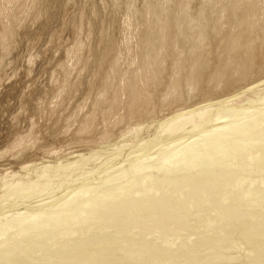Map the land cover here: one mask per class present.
<instances>
[{
  "label": "bare ground",
  "instance_id": "6f19581e",
  "mask_svg": "<svg viewBox=\"0 0 264 264\" xmlns=\"http://www.w3.org/2000/svg\"><path fill=\"white\" fill-rule=\"evenodd\" d=\"M42 1L43 0H0V125H2L1 121L5 117L8 118L6 120H9V117H8V115L7 116L5 115V112L8 110V108L11 107V103L15 104V105L18 104L22 108V110H23L22 112L24 113V115H23V113L21 112V108H19L16 105V107H17L16 109L19 108L20 112L18 110H17L18 111L17 112L16 109L14 108L15 112H17V115L15 116L13 114L14 117L10 116L13 118V120H14L13 122H15L17 119H20V118L22 120V118H23L22 116H25V114L27 116L31 115V116H29V118L32 117L33 115H35V116L39 115V113L41 112V110H40L41 107H43L45 110H47L48 115L47 114L46 115L49 117L48 120L54 121V123H53L54 125L51 124V121L49 124L50 126L48 124H45L48 127H51L50 131H48L47 128H46L47 131L44 130V133H46L47 137H48V139H46V141L50 142V143L46 144V143H44L45 141L41 138L42 133H37V129H36L37 127L34 126V124L37 125V121H36V123L35 122L32 123V121H29V120L26 121L27 119L24 120L25 123H27V125L30 124L29 128L27 127V130H25V131L23 130L25 128H23L22 132L15 133V135L12 137V139H11V136H9L10 140L8 139L6 141L8 143L2 144L4 146H2L0 148V172H3V175H2V173H0V176L1 175L2 176L5 175L4 177H6V175L7 176H9V175L14 176L13 174H15V176H16V174L22 170L25 171V170H28L30 168L32 169L33 167L36 168L37 166H40V165H42V166L44 165L46 167H47V165H49V167H50L51 164H48V162H50L52 160L55 161V164L57 163V167L68 169L73 164L75 165V163H78V165H79V161L81 159H83V162H84V159L86 158L85 152L90 151V149L93 152V154L91 153V156L92 155L98 156V153H102L101 155L107 154L106 158H108V161H112V159L116 158L121 152H123L124 149H126V148L130 149V147H132L133 150H131L129 152L126 150V152H128L126 154L127 155L126 159H131V161H133V159H139L140 160L141 158H139V157H142L143 154L148 152V150L155 148V146H157L158 144L161 145L160 143H162V142H166L168 140H169L168 142H170L172 140H175L174 144H176V140H180L181 138L184 137V135L188 134V136H191L193 133H196L200 130H203V128H205L204 126H206L205 123H207V122L209 123L211 118H214V117L218 118V116H215V114H216L215 112L222 110L226 105H229V104L231 105L233 103L235 105H237L239 103L244 104L245 102H248V104H250L251 100L249 98L251 97V94L253 96L254 95L253 93L260 92V91L264 90V89H261V90L255 89L256 87H258L259 83L262 82L261 85L264 84L263 83L264 82V79H263L264 78V0H138V1L136 0L137 1V3H135L136 8L133 10V14L135 13V15H136L135 17L139 18V20L137 21V28L133 27L134 30L132 29L127 37H125L121 41L119 40L120 42L117 43L116 45L115 44L112 45L113 48H111V50H110V52L112 53V57L110 58L109 68L106 70L105 74H104V71L101 72L102 71L101 70V71L97 72V74L95 73L92 77L90 76L92 72L91 71L87 72V70L89 68V65L87 64V59H88V55L91 54V49H89L90 48L89 45L91 42L94 41L92 39L93 33L90 34L89 31H86L87 29L85 30V32H82V30H80V32H76V31L74 32L73 31L71 33V29H70L71 26L70 25L66 26V25L60 24L61 27L60 28L58 27V31L55 34H56V37H59V38L61 36H65V35L67 36V38H68V41H66L67 47H66V49L63 50V52H58L59 54H58L57 60L55 59L56 55H55V57L53 56L54 58H52V59L56 60L54 63L52 62L53 64L50 63L49 65H47L45 63H47L48 61L44 62L46 59L44 61L41 60L44 62L45 66L47 65L46 67L45 66L44 67L46 68V71L47 70L48 71L46 72V77L43 78L44 79L43 81L41 78V82H40L41 84H38L40 80L36 83L35 79H34L35 81H33L32 78L31 79L29 78V80H27V78L29 77L30 73L34 71V70L32 71L33 64H36L35 63L36 60L40 58V57L37 58L38 54H40V56L42 55L43 58H46L45 53L47 54L48 52H43V50L41 51V49L37 45L39 43L38 38L35 37L36 35L35 36L32 35L31 32L34 28H36L35 26L38 25L37 22L39 19L40 20L44 19V21H45L46 18H52L53 19L55 17L61 18L63 16H64L63 18L65 19L68 16V7H69L68 3L71 4V0H47L48 4L45 6V4L41 3ZM60 1L67 2V3H60ZM79 1H78V3H79ZM131 1H135V0H131ZM124 2H126V1H124ZM76 4H77V2L72 4L73 5L72 7H74L75 10H76V8L79 9L78 7L75 6ZM110 4H111V2H110ZM90 5H92V4H90ZM86 6H85V9H86ZM46 7H48V8H46ZM102 8H103V6H102ZM127 8H128V6H127ZM121 9H122V7H121ZM75 10L73 13L77 16L79 10L78 11H75ZM94 10L96 11V9H94ZM99 10H100V8H99ZM122 10H124V7ZM84 11H85L84 7H82V10L80 12L83 13ZM85 13H86V11H85ZM93 13L95 14V12H93ZM118 13H119V11H118ZM95 15L94 16L92 15L93 18L95 17L94 20L97 18V15L96 16ZM125 15H126V13H125ZM124 19H126V18H124ZM47 21H49V19ZM58 22H59V20H58ZM90 22H92V21H90ZM96 22H98V21H95V23ZM101 22H103V21H101ZM104 22H105V20H104ZM39 24H42V23L39 22ZM43 24H45V23H43ZM50 24H52V23H50ZM92 24H91V26H92ZM110 24H111V22H110ZM76 25H77V23H76ZM106 25H107V23H106ZM108 25H109V23H108ZM41 26H39V27H41ZM42 27H44V26H42ZM46 28H47V26H46ZM98 28H99V26H98ZM93 29H94V27H93ZM42 31H43V29H42ZM93 31H96V30H93ZM96 32H99V31L97 30ZM108 32H109V30H108ZM33 33H34V31H33ZM55 34H53V35H55ZM121 35H122V33H121ZM49 36H51V33ZM96 36H97V34H96ZM25 38H27V40L25 41V43L23 45H22V41H21V44L17 43V41H18L17 39L24 40ZM33 38H35L33 41H29L30 39H33ZM108 39H109V37H108ZM62 45H63V43H62ZM101 45H102V43H101ZM103 45H102V47H103ZM36 46H38V47H36ZM53 46L55 47V45H53ZM20 47L23 48V51H22V49H20V51H22V53H18V55H17L16 53L19 52ZM35 48L40 49V51H35L36 50ZM100 48H101V46H100ZM62 49H63V47H62ZM35 52H37V53H35ZM99 58H101V57H99ZM40 59H42V58H40ZM40 59L38 60V64H39ZM47 59H48V57H47ZM96 60H97V58H96ZM122 60H126V61L122 62ZM94 61H95V59H94ZM92 62H93V60H92ZM101 65H103V64H101ZM34 66H36V65H34ZM16 67L20 71L18 75L13 73V71L16 70ZM38 67H39V65H38ZM103 67H104V65H103ZM77 68H78V70H77ZM104 69H106V68H104ZM39 70H41V66H40ZM42 70L40 71L41 72L40 74H42V72H43ZM73 70H76L74 72V74H73ZM206 72L207 73L210 72V74H209L210 78L207 79L208 81H206L207 82L206 83V93L203 96V95H200V93H201L200 84H201L202 79H204L206 77ZM44 73H45V70H44ZM36 75H37V73H36ZM44 75H43V77H44ZM40 76L42 77V75H40ZM99 76H101V79L96 81V79ZM33 78H35V77H33ZM260 79H263V80H260ZM29 81H30V83H29ZM98 82H100V83L102 82V83L97 85L96 87H94V85H96V83H98ZM163 82H166V85H165L166 90L163 93V95L159 98V103L156 102V104H155L156 95L154 92L162 85ZM229 86L230 87L235 86V87H233L234 89H232L230 91H226L227 89H230ZM95 88H96V90H95ZM63 94L68 96L70 99H72L73 97L75 99L74 103L71 102L73 105H71L72 108L70 110L66 111L65 108L67 107V105H66V107H62L63 106L62 105L63 104L62 103ZM158 94H159V92H158ZM243 94L246 95V97ZM65 95H64V98H65ZM8 96H10L14 99L13 101H11V103H10V99L6 100V98ZM198 98H201V99L199 101H196V100H198ZM258 100H264V91L262 92V94H260V97ZM52 103H54V104L52 105ZM39 106H41V107H39ZM253 107H255V106H253ZM239 108H242V106L241 107L239 106ZM253 109H255V108H253ZM60 111H62L61 114H60ZM254 111L256 112V110H254ZM258 111H260V110H258ZM42 112H44V111H42ZM47 112H45V113H47ZM234 112L236 113V111H234ZM159 113H163L164 116L159 117V119L160 118H163V119L160 122H158L156 127H152V123L154 121H156L154 119L156 118V115ZM56 114H58V116ZM245 114L246 113H244V115ZM256 114L258 115L259 113H256ZM222 115H223V112L221 111L220 117H222ZM231 115H233V113ZM40 116L41 115H39V117ZM212 116H214V117H212ZM234 116L229 115V118L234 117ZM37 117L38 116H36V118ZM12 118H10V119H12ZM24 118H26V117H24ZM36 118H35V120H37ZM56 118L59 121H56L55 120ZM236 118H238V117H236ZM33 119H34V116H33ZM41 119H43V116ZM223 119H225V118H223ZM38 120H39V118H38ZM213 120H215V118ZM234 120L236 121V119H234ZM246 120H247V118L241 122H245ZM3 121H5V119ZM29 122H31V123H29ZM40 122H41V120H40ZM43 122L45 123V118H44ZM211 122L212 121H210V123ZM16 123H14V124H16ZM19 123H21V122H19ZM214 123L217 124V121ZM7 124H5V125H7ZM14 124L12 123L13 127L11 125H10V127L14 128L16 126V125L14 126ZM250 124H251V126H250ZM21 125H23V124H21ZM40 125H42V122ZM40 125H39V128H40ZM45 125L44 126L42 125V127H45ZM237 125H235V126H237ZM248 125L250 127L246 128ZM2 126H4V124ZM257 126H259V125L256 124V122L252 123V121L250 120L249 123L248 122L245 123L243 126L236 128L234 131L232 129H230V131L228 130L229 132L224 130V129H223L224 132L221 130L222 133H224V134L222 135V137H220V136L219 137L220 138L226 137V139L228 140L227 144L229 146L235 145L234 148H237V147L240 148L238 153L241 154V160L242 159L250 160V158H253V154H254V151L251 150L252 148L250 149L249 146L244 145V143L240 144V143H237L236 141H234V143H233L232 139H236V136H238L239 138L247 136L248 132L251 131L250 129H252V128L255 129V127H257ZM4 127H1V128H4ZM18 127L16 130L19 131ZM208 127H210V126H208ZM12 128L11 129L9 128V130H12V132H16L15 130L13 131ZM259 128H262V127L259 126ZM225 129H228V128H225ZM0 130H2V129H0ZM139 130H141V131L147 130L149 133L151 132V130L152 131L154 130V131L150 135H147V133H148L147 131L145 134H141L139 137H138V135H136L138 140L133 141V139L136 138L135 134H137L139 132ZM3 131L5 132V130H3ZM5 133L7 134V132H5ZM205 133H207V132H205ZM205 133H204V135H205ZM11 134H14V133H11ZM3 136H6V135H3ZM6 137H3V138L6 140ZM47 137H45V138H47ZM185 137H187V136H185ZM3 140H2V142H3ZM115 140H117V141L114 142ZM56 143H59V144L61 143V144L59 147L57 146V148H55L56 146L54 144H56ZM170 143L172 144V142H170ZM117 144L118 145L121 144V145L117 147ZM174 144H173V146H174ZM110 145L111 146L115 145V149L114 150L110 149L111 151L108 152ZM207 145H205L204 148ZM250 145H252L253 148H256L259 146L264 147V143L262 144V143H259L257 141L255 143H251ZM179 146H180V144H179ZM225 146H226V144H225ZM225 146H224V148H225ZM175 147H177V146H175ZM210 147H211V149H213V148H216L217 146H216V144H211ZM220 147H221V145H220ZM71 148H76V150H77V152L73 151L74 156L72 155L73 158H75V159L70 158V156H69ZM162 149H165V148L164 147L161 148V151H162ZM258 150H259V148H258ZM214 151L216 152V154L220 153V155H218V156H221L223 153L222 151H226V149L223 150V146H222L221 149H215ZM259 151H256V152H259ZM158 152L159 151H157V154H158ZM261 153L262 154H261V158L259 159V163L261 164V167L264 169V150H262ZM133 154H135V155L133 156ZM123 155H125V154H123ZM256 155H257V153L254 156L256 157ZM87 156H89V155L87 154ZM130 156L131 157L133 156V157L131 158ZM149 158L153 159L151 157H149ZM87 159H88V157H87ZM95 159H96V157H95ZM93 160H92V162H93ZM141 160L139 162H141ZM131 161H129V162L131 163ZM105 162H106V160H105ZM99 163H101V162H99ZM103 163H104V161H103ZM241 163H242V161H241ZM85 164H83V165H85ZM93 164L96 165V163H93ZM229 164H232V163L230 162ZM5 165H7V166L10 165V167H5ZM13 165H16V166L18 165L16 170L14 168H13L14 170L11 169V166H13ZM16 166H13V167H16ZM51 167L53 168V166H51ZM76 167H78V166H76ZM119 167L122 168L121 165ZM261 167H260V169H261ZM97 168H98V166H97ZM39 169H41V168H39ZM57 169H56V171L59 170V169L58 170ZM33 170H35L33 172H36L37 168L33 169ZM62 171H63V169H62ZM68 171H69V169H68ZM92 171H94V170H92ZM92 171H90L89 173H91ZM70 172H71V169H70ZM78 172H79V175L77 174L76 176H79V177H76L75 175H73V176H75V178L73 180L81 178V176H80L81 172L77 170V173ZM108 172L110 174L111 171H108ZM116 172H117V170H116ZM61 173H64V172H61ZM74 173H75V171H74ZM18 176L21 178V176L19 174H18ZM18 176H16V177H18ZM16 177H14V178H16ZM65 177H67V175H65ZM70 177H71V175H70ZM14 178H13V181H11L10 183L14 182ZM68 178L69 177H67V179ZM256 178H257V176H256ZM104 179H105V177H104ZM107 179H109V178H107ZM152 179H154V178L152 177V178L148 179L146 176H142L140 178V180H141L140 182H133V181H132V183L128 182V185H126V186H128L126 188L127 190L125 189L122 194H120L121 192L120 193L118 192L121 189V187L119 185H117V184L109 185L108 190L104 191L107 193L106 197H99V196L96 197L97 194L100 195V192H98V193L96 192V191H98L97 187L94 188L93 187L94 185L90 186L91 185L90 184L89 186H87V185H84L85 183H83V185L81 186L82 188L80 186L78 187V189H79L78 191L83 192V191L87 190V192L85 194L88 196V197L86 196V198H87L86 202H90L93 205L91 206L90 204L86 203V204L90 205L91 208H89L88 211H86L84 209L85 212L78 207H77V209H78L77 212H76V210H74V212L77 214L79 212L81 213V218H80L79 223L80 224L81 223L82 224H87V223L88 224L89 223L94 224L96 228L100 229V230H98V229L97 230L101 232L102 230H104V228L102 229L101 227H107V226H105L107 224L106 222H109L105 217L109 215V209H111L110 208L111 206H113V205L115 207L118 206V208H120L119 209L120 211H121V209L123 211H127L128 209L131 208L132 205L135 204V207L137 209V206H139V205L137 204V206H136V203L142 202V201H150L149 199H150L151 195H155V197H156V195L157 196L159 195V199L156 203V208H158V209L159 208H161V209L162 208H169L170 211H172V210L175 211V209L180 210V208L177 207L176 202H174V201L178 200V197H177V199H176V197H169V195H167L165 192H161L157 189L158 185H160V187H162L161 186L162 184L169 183L170 182L169 179L167 177H163L160 179L156 178V182H152ZM186 179L188 181L191 180L190 177H187ZM245 179L246 178H240L239 175L236 174L230 180V184H225V185L232 187L234 183L237 185L240 182H245L246 181ZM63 180H61V181L63 182ZM262 181H263V179H262ZM16 182H17V180H16ZM16 182H14V183H16ZM92 182H94V181H92ZM171 182H172V180H171ZM176 182H178V181H176ZM10 183H9L10 187L11 186L15 187V185H12V184L10 185ZM57 184H58V182H57ZM37 185H38V182H37ZM183 185H181V186H183ZM237 186H239V185H237ZM44 187H46V186H44ZM160 187H158V188H160ZM176 187L179 188L180 186L176 185ZM7 188H9V187L7 186ZM28 188H27V190H28ZM46 188H48V187H46ZM92 188H94V190H96L95 191L96 193H94V194L89 193L90 192L89 190H92ZM226 188L224 187V189H226ZM13 189H16V188H13ZM24 189H26V188H24ZM34 189H35V187H34ZM36 189H37V187H36ZM134 190H135V193H134ZM9 191H10V189H9ZM143 191L145 193H142ZM73 192L76 193V189ZM220 192H222V193L224 192V194H225L226 191H223V190L220 191V189H219V190H217L216 193L221 194ZM10 193H8V195H12ZM18 193H19V190H18ZM133 193L134 194L139 193V194L133 195ZM227 193H226V196H227ZM247 193H248V191H247ZM63 194H64V192H63ZM211 194H214V193L211 192ZM231 194H232V192H231ZM249 194L250 193H248L247 195L245 194L246 197ZM145 195H147V196H145ZM68 196H69V194H68ZM71 196H72V194H71ZM212 196L213 195H211V197ZM217 196L218 197L220 196V198L221 197L224 198L223 194L217 195ZM250 196H251V194L248 197H250ZM256 196H257V199H261L264 201V190H257ZM228 197H230V196H228ZM228 197H225L224 199H222L223 202H226L227 200L225 201V199ZM9 198H11V196H9L8 199ZM19 198L20 197H18V199ZM113 198H115V199H113ZM209 198H207V201ZM252 199H251V201H252ZM64 200L63 201L61 200V201L64 203L67 199L65 201ZM46 201H47V199H46ZM195 201L196 200H194V203H196ZM257 201L260 202L259 200H257ZM80 202H83V201H80ZM58 203H59V205H62V204H60L61 202L58 201ZM146 204H148V203H146ZM35 205L37 206V203ZM57 205L55 206V208H53V207L52 208L56 209V207H59ZM151 205H152V203H151ZM151 205L149 203V205H147V206H149V208H150ZM242 205L246 207V210H244L245 213L243 214V216L240 217L237 215V216H235V218H232V220H229V221L227 220V222H225V224L222 226L224 229L222 227H221V229L220 228L216 229L215 224H217V222H219L220 219H222L224 217L223 215H225L227 213L230 214V211H232L234 208L233 206H232V210H229L227 205L220 206L219 210H218L219 212L213 213V215H212V217H216V220H214L211 217V215H210L211 218L208 217L206 211H204V214H201V215L199 214V216H201L199 224L196 226L194 223H192L193 225H190V227H192V229H194V230L195 229L198 230L199 227H201L203 229H207V226H209V228L212 227L214 230H218L219 237L217 236L218 237L217 239L213 238V235H215V234L211 233V231H213V229L208 230L207 232L205 230L201 229L200 231H204V232H201V233L198 232V234H196L197 236L195 235V237H197V238L194 237L190 241L193 243L192 245H195L196 243L198 244L199 241L201 242V244H203V245L200 244L201 246L212 243L214 246L213 248H215V245L219 246L220 244L223 247L222 243H226V244L229 243L231 245L233 243H235V245L236 244L237 245L242 244V245L246 246V248L249 249L248 252H251V253L253 252L252 254L256 253L257 256L263 257L264 256V232L263 231L255 232L254 231V228H255L254 221L256 219H258V216H260L262 213L264 215V205H262L259 209H257V208L255 209L253 207V205L255 206V204H252V203H245L244 202V204H242ZM258 205H260V204H258ZM70 206L71 205H69V207ZM73 207H74V205H73ZM112 208H114V207H112ZM40 209H42V208H40ZM53 209H52V211H53ZM145 209H146V207H145ZM256 210H259V211H256ZM30 211H32V210H30ZM42 211L43 210H41V213H42ZM123 211H121V212H123ZM138 211H139V209H138ZM170 211L168 212L169 214L171 213ZM236 211H238V210H236ZM72 212L70 213L71 215H72ZM128 212H129V210H128ZM176 212L178 213L179 211H176ZM224 212H227V213L223 214ZM27 215H28V213H27ZM45 215H46V213H45ZM67 215H68V213H67ZM102 215H104V217ZM68 217H66V218H68ZM70 217L72 218L75 216H70ZM130 218H132V216ZM224 218L222 220H224ZM140 219H142V218H140ZM227 219H229V218L227 217ZM78 220H79V218H78ZM75 221H77V220H75ZM130 221H133V220H130ZM135 221H136V219H135ZM158 221H157V223H158ZM176 221H177V219H176ZM154 222L156 223V221H153V224H154ZM161 222H162V220H161ZM161 222L159 221V223H161ZM23 223H25V222H23ZM72 223L74 224L76 222L73 221ZM157 223H156V226H158ZM175 223L176 222H174V224ZM180 223L182 224V222H180ZM26 224L28 225V222ZM108 224L111 226L110 222ZM138 224H139V222H138ZM76 225H78V224H76ZM227 225L229 226L230 230H228L229 228L228 229L226 228ZM117 226H119V224H116L114 227L117 228ZM162 226L163 227L167 226V223H166V225L164 224ZM8 227H9V225H8ZM63 227L65 229V226H63ZM132 227L134 228V225ZM66 228H67V226H66ZM153 228H155V226ZM164 228L167 230V227H164ZM164 228H163L162 232L165 230ZM156 229H158V227H156ZM179 230H180V228H179ZM232 230L235 231V233H237L238 231H241V230L248 231V232L241 233V234H239V236L232 238L230 236V234H231L230 232ZM62 231L64 232V230H62ZM90 231L93 232L92 230H90ZM108 231H110V230H108ZM102 232H105V231H102ZM116 232H112V233L110 232L111 235L105 236L103 238V241L113 239L114 236H112V235L115 234ZM177 232L179 233V231H177ZM86 233L87 232H85V235L84 234H81V235L86 236L87 235ZM134 233H136V231ZM175 233H176V231H175ZM175 233H174V235H175ZM178 233H176V234H178ZM70 234H71V232H70ZM166 234H168V233H166ZM190 234H192V233H190ZM66 235H67V233H66ZM88 235H89V232H88ZM70 237H73V236H70ZM74 237H75V234H74ZM121 237H123V235ZM141 237H142L141 233H139V232H137L134 235L131 234V236H129V238L126 237L127 239H126V242L123 246L126 247L127 249L125 251H122L119 257H114L113 255L111 256L110 252L105 251L104 253H99L100 257H102V258H94V256L92 254H97V252L95 250L96 249L95 243H94L95 239L90 238V237H88L86 239L87 243L84 245H76L75 242H73V240L71 238H70L71 239L70 241H67L68 244L65 246L62 245L63 242L62 243L56 242V245H53V243H51V245L55 246L54 249L56 251H64L65 255H68L69 257L73 256V258H75V259L69 260L72 264H160L156 260L152 261L153 260L152 258H149L150 260L148 259V262H145V259H141L138 257L139 253L142 255L148 254L149 256L156 254L155 251H152L153 246L151 248V251H149V250L148 251L147 250L142 251L141 249L139 250V251H141L139 253L134 252L135 250L132 251L134 248H136V246L135 247H132V246L138 240H140ZM180 237H182V236H180ZM10 238H12V237H10ZM178 238L179 237H177L176 239H178ZM184 238H185V239H183L184 242L179 241V242H181L182 247L186 246V244L189 242L188 238H191V236L188 238L186 236ZM78 239H79V236H78ZM11 241H13V240L11 239L10 242ZM175 241L177 242V240H175ZM185 241H187V242H185ZM45 242L48 243L49 241H45ZM155 242H156V240H155ZM15 244H16V242H15ZM172 244H174V242ZM229 244L227 246L230 247ZM1 245L2 244H0V257H2V255H4L6 253V252L2 251ZM5 245H4V247H5ZM41 245H44V244H41ZM235 245H232L231 247L233 248V246L235 247ZM187 246L189 247V245H187ZM225 246H224V248H225ZM197 247L198 246H196V249H197ZM211 247H209V249ZM229 247H227V248H229ZM119 248H121V246ZM203 248L205 249V248H207V246L201 247V249H203ZM227 248H225V249H227ZM196 249H195V251H196ZM201 249L198 247V250L201 251ZM204 249H203V251H204ZM209 249H208V251H209ZM217 249H218V247H217ZM178 250H179V252H178ZM181 250L185 251L184 248H181ZM214 251H215V249H214ZM180 252L182 253V251H180V249H177V250L175 249V252H173L174 253L173 255L175 256V253H180ZM184 253L182 254V256L184 255ZM188 253H190V252H188ZM188 253H187V256H188ZM251 253H249L250 256H251ZM7 255H6V257H9V255L8 256ZM177 255L178 254H176V256ZM180 255H178L177 258H180ZM232 255H233V257H232L233 260H235L234 257H236V256H234V254H232ZM41 256H43V255L40 254V257ZM139 256H141V255H139ZM216 256H218V255H216ZM62 257H64V256H62ZM187 259L189 260V258H187ZM229 259H231V257L228 258V260ZM164 261H166V260H164ZM185 261H186V259H185ZM204 261H205V259H204ZM240 261H242V258ZM249 261L251 263H255V262L260 261V263L264 264V258L262 260H258L257 258H251ZM245 262H246V260H245ZM166 263H168V262H166ZM239 263H241V262H239ZM260 263L258 262V264H260ZM25 264H27V263H25ZM67 264H69V263H67ZM174 264H190V261L189 262L188 261H186V262L182 261L181 262V258H180V262H177V263L174 262ZM192 264H194V263H192ZM201 264H223V263H222L221 259H211V261L206 260V262H203Z\"/></svg>",
  "mask_w": 264,
  "mask_h": 264
},
{
  "label": "rangeland",
  "instance_id": "374dc122",
  "mask_svg": "<svg viewBox=\"0 0 264 264\" xmlns=\"http://www.w3.org/2000/svg\"><path fill=\"white\" fill-rule=\"evenodd\" d=\"M46 1L43 0L41 3L45 4V6H46L48 4V1L47 2ZM78 1L79 0H71V4L68 3V6H69L68 7V16L66 17L67 19L65 18L66 20L63 18L64 16L61 17V18L60 17H55L53 19L52 18H46L45 21H44V19H41V20L39 19L38 20V22H37L38 25L39 26L42 25L44 27H42V26L39 27L38 25L35 26L36 28H34L32 30L31 34L34 35V36L36 35L35 37L38 38L39 43L37 45L39 46V48L41 49V51L43 50V52H48V53L47 54L45 53L46 56L44 55L46 58H43L42 55L40 56V54H38V57L37 58L40 57L42 59L39 58L40 59L39 64H38V60L39 59L36 60V62H35L36 64H33L32 71L33 70L34 71L30 73V75L27 78V80H29V78L30 79L32 78L33 81L36 80V83L40 80L38 84H41L40 83L41 82V78H42V81H43L44 80L43 78L46 77V72L48 71V70L46 71V68L45 67L47 65H49L50 63H52V62L54 63L58 59V54H59L58 52H63V50L66 49V47H67L66 41H68L67 36L65 35V36H61L59 38V37H56V34H55L58 31V27L60 28L61 25H66V26H69L70 25L71 26L70 27L71 33L73 31L74 32L75 31L76 32H80V30H82V32H85L86 29H87L86 31H89L90 34L93 33L92 34V39L94 41L91 42L90 45H89L90 46L89 49H91V54L88 55V59H87V64L89 65V68H88L87 72L88 71L89 72L90 71L92 72L91 75H90L91 77L95 73L97 74V72H99L101 70H102L101 72L104 71V74H105L106 70L109 68L110 58L112 57V53L110 52L111 48H113L112 45H114V44L116 45L121 40H123L125 37H127L129 35L130 31L133 29V27L134 28H137V21L139 20V18L138 17H135L136 15H135V13L133 14V10L136 8L135 3H137L138 0L137 1L136 0L135 1H131V0H82L81 1L80 0L79 3H78ZM124 1H126V2H124ZM75 2H77V4L75 6L78 7L79 9L76 8V10H75L74 7H72L73 6L72 4L75 3ZM110 2H111V4H110ZM60 3H67V2L60 1ZM90 4H92V5H90ZM81 6L84 7V10L86 11V13H85V11L83 13L80 12L82 10V7ZM85 6H86V9H85ZM102 6H103V8H102ZM127 6H128V8H127ZM121 7H122V9L124 7V10H122ZM46 8H48V7H46ZM99 8H100V10H99ZM94 9H96V11ZM74 10L75 11H78L79 10L77 16L73 13ZM118 11H119V13H118ZM93 12H95V14L97 15V18L95 20H94L95 17L93 18V16L95 15ZM125 13H126V15H125ZM124 18H126V19H124ZM48 19H49V21H47ZM58 20H59V22H58ZM104 20H105V22H104ZM90 21H92V22H90ZM95 21H98V22L95 23ZM101 21H103V22H101ZM39 22H41L42 24H39ZM110 22H111V24H110ZM43 23H45V24H43ZM50 23H52V24H50ZM76 23H77V25H76ZM106 23H107V25H106ZM108 23H109V25H108ZM91 24H92V26H91ZM46 26H47V28H46ZM98 26H99V28H98ZM93 27H94V29H93ZM41 28L43 29V31H42ZM93 30H96V31L98 30L99 32H96V31H93ZM108 30H109L110 33L108 32ZM33 31H34V33H33ZM50 33H51V36H49ZM121 33H122L123 36L121 35ZM53 34H55V35H53ZM96 34H97V36H96ZM108 37H109V39H108ZM34 39L35 38L30 39L29 41H33ZM17 40H18L17 41L18 44H21V41H22V45H23L25 43V41L27 40V38H25L24 40H20V39H17ZM62 43H63V45H62ZM101 43H102V45L104 44L103 47H102ZM53 45H55V47ZM38 46H36V47H38ZM100 46H101V48H100ZM62 47H63V49H62ZM20 49H22V51H23V48L20 47L19 48V52L16 53L17 55H18V53H22V51H20ZM40 49H36L35 51H40ZM35 53H37V52H35ZM55 55H56V57H55ZM53 56L55 57L56 60L55 59H52V58H54ZM47 57H48V59H47ZM99 57H101L102 59L99 58ZM96 58H97V60H96ZM94 59H95V61H94ZM41 60H43V61L45 60L44 62H47L48 61L47 63H45L47 65L45 66L44 65V62L41 61ZM92 60H93V62H92ZM123 61L125 62L126 60H122V62ZM101 64H103L104 67ZM34 65H36V66H34ZM38 65H39V67H38ZM40 66H41V70L44 68L42 70L43 71L42 74H40L41 73L40 72L41 70H39L40 69ZM104 68H106V69H104ZM16 70L13 71V73L18 75L20 71H19V69L17 67H16ZM44 70H45V73H44ZM77 70H78V68H77ZM75 71L76 70H73V74H74ZM35 72L37 73V75H36ZM38 73L40 75H42V77ZM209 74H210V72L209 73L206 72V77L204 79H202V81H201V84H200L201 93H200V95H203L204 96L205 93H206V83H207L206 81H208L207 79L210 78V75ZM43 75H44V77H43ZM33 77H35V78H33ZM100 79H101V76H99L96 79V81H98ZM263 79H260V80H263ZM29 83H30V81H29ZM101 83L100 82L96 83V85H94V87H96L97 85H99ZM261 84H262V82L259 83L258 87H256L255 89H257V90L258 89L259 90L264 89V84L263 85H261ZM162 85L154 92L155 95H156V97H155V104H156V102L159 103V98L163 95V93L166 90V88H165L166 82H163ZM233 87H235V86H231V87L229 86L230 89H227L226 91H230V90L234 89ZM95 90H96V88H95ZM263 91L264 90H262L260 92L253 93L254 94L253 95L254 97L251 94V97L249 98L251 100V103L250 104H248V102H245L244 104L243 103H239V104L235 105L233 103L231 105L230 104L229 105H226L222 110L215 112L216 113L215 116H218V118L212 116V117L215 118V120H213L214 118H211L210 121H212V122L210 123V121H209L210 124L208 122L205 123L206 126H204L205 128H203V130H200V131H198L196 133H193L191 136H188V134L184 135L183 138H181V139L179 138L180 140H176V144H174L175 143V140L170 141V142H172V144L170 142H168L169 140L166 141V142L160 143L161 145L158 144L157 145L158 147L155 146V148L151 149L152 151L151 150H148V152H146L145 154H143L142 157H139V158L142 159V160L140 159L141 162H139L140 161L139 159H133V161H131V159H126V156H127L126 154L129 151L133 150L132 147H130V149H127V148L124 149L123 152L120 153L121 155L119 154L116 158L112 159V161H108V158H106L107 157V154H103L104 155L103 156V155H101L102 153H98V156L97 155H92L91 156V153L93 154V152L90 149V151L85 152L86 158L84 159V162H83V159H81L79 161V165L80 164L81 165L79 166L78 163H75V165L78 166V167H76L73 164L71 167L68 168L69 171H68L67 168H59V167H57V163L55 164V161L52 160V161L48 162V164H51L50 167H49V165H47V167L44 166V165L43 166L42 165L37 166L36 167L37 168L36 172H33V171H35L33 169H36L35 167H33L32 169L30 168L28 170H25V171L22 170V171L18 172L16 174V176H18V174H19L21 176V178L19 176L16 177L15 174H13L14 176H11V175L7 176L6 175V177H4L5 175L2 176L3 175V172H0V173H2V175L0 176V201H1L0 202V233L2 234V235L0 234V244H2L1 245L2 251L6 252L4 255H2V257H0V264H6V263L7 264H12V263L13 264H25V263H27V264H67V263L72 264L69 260L70 259H75V258H73V256H70L69 257L68 255H65L64 254V251H56L54 249L55 246H53V245H56V242L57 243L58 242H60V243L63 242L62 245L65 246V245L68 244L67 241H70L71 239L73 240V242H75L76 245H84V244L87 243L86 242V239L88 237L95 239L94 240V243H95V247H96L95 250H96L97 254H92L94 256V258H102V257H100L99 253H104L105 251L110 252L111 256L113 255L114 257H119L120 254H121V252L122 251H125L127 249L126 247L123 246L125 244V242H126V239L129 238V236H131V234L134 235L137 232L141 233V236L142 237L140 238V240H138L132 246V247H135L136 246L137 249L134 248L133 250L132 249L131 250L132 251L135 250L134 252H137V253L141 252V251H139L140 249L142 251H146V250L147 251L148 250L151 251V248L153 246L152 251H155V253H156V254H153L152 256H149L148 254L142 255V254L139 253V255H141V256L138 255V257L141 258V259H145V262H148V259L149 258H152L153 259L152 261H155L156 260L160 264H169V263L170 264H174V262H176V263L177 262H180V258H181V262L182 261H184V262H186V261L189 262L190 261V264H192V263H194V264H201L203 262H206V260H210L211 261V259H221L223 264H247V263L248 264L249 263L250 264H258V262L260 263V261L255 262V263H251L249 260L251 258H257L258 260H262L264 258V256L263 257L262 256H257L256 253L252 254L253 252L252 253L251 252H248L249 249L246 248V246H244L242 244H238V245L236 244L235 245V243H233L232 245H235V247L233 246V248H232L231 247L232 246L231 244H229V243H227V244L226 243H222L223 244V247L220 244L219 245L220 247L217 246V245H215V248H213L214 247L213 244L211 243L212 244L211 245L209 243L212 247L209 244L204 245V246H207L208 249H209V247H211V248L209 249V251H208L207 248H205V249L203 248L204 249V251H203V249H201V247H204V246H201L203 244H201V242L199 241V243L198 244L196 243L195 245L198 246L201 249V251L198 250V247L196 249V246L195 245H192L193 243L190 242V241L195 237L196 234H198V232H200V233L201 232H204V231H200L201 229L202 230H205L207 232L208 230H212L213 228L212 227L209 228V226H207V229H203V228L199 227L198 230L197 229L194 230V229H192V227H190V225H193L192 223H194L197 226L199 224V221H200V218H201V216H199V214L200 215L201 214H204V211H206L208 217H210V215L212 217L213 213L219 212L218 210H219V207L220 206L227 205V207L229 208V210H232V206H233L234 208H233L232 211H230V214H228L227 212H224L223 214L227 213V214L223 215L225 217V218L223 217L224 220H222L223 219L222 218V219H220L219 222H217V224H215L216 229H219V228L221 229V227L225 224V222H227V220L228 221L229 220H232V218H235V216H237V215L240 216V217L243 216V214L245 213L244 210H246V207L242 205V204H244V202L245 203L255 204V206L253 205V207L255 209L256 208L259 209L262 205H264V201L261 200V199H257V196H256L257 190H264V169L261 167V164L259 163V159L261 158V154H262L261 152H262V150H264V147L259 146V147L253 148L252 145H250L251 143H255L256 141L259 142V143H262V144L264 143V129H263L264 128V123H263L264 122V102H263L264 100H258L259 97H260V94H262ZM158 92H159V94H158ZM64 95L65 94H63V97H62L63 98L62 99L63 100L62 101V103H63L62 104L63 105L62 107H66V105H67V107L65 108L66 111H67V110H70L72 108L71 105H73L72 103H74L75 99H74V97L72 99H70L66 95H65V98H64ZM244 96L246 97V95H244ZM9 99H10V103H11V101L14 100L12 97L8 96L6 98V100H9ZM200 99L201 98H198V100H196V101H199ZM53 104L54 103H52V105ZM16 105L19 108H21L18 104H16ZM16 105L11 103V107H10L11 109L8 108V110L5 112V115L6 116L8 115L9 120H6L8 118L5 117L4 118L5 121H3L4 119L1 121L2 122L1 124L2 125L4 124L5 127L2 126V125H0V129H2V130H0V135H1L0 138L2 137L1 139L3 140L4 139L3 137H6V136L7 137H6V140L5 139L3 140V142L0 139V148L2 146H4L2 144L8 143L6 141L8 139L10 140V137L9 136H11V139H12V137L15 135V133H20L23 130L24 131L27 130V127L29 128V125L30 124L27 125V123H25V121H24L26 119H27L26 121L29 120V121H32V123L33 122L36 123V121H37V125L38 126L36 124H34V126L37 127L36 128L37 129V133H42V137L41 138L45 141L44 143H46V144L47 143H50V142H47L46 141V139H48V137H47V134L44 133V130H46V128H47L48 131H50V128L51 127H48L45 124H48L49 125L50 124V121H51V124H53L54 121L53 120H48L49 117L47 116L48 115L47 110H45L43 107L39 106V107H41L40 108L41 112L39 113V115H41L40 117H39V115H36V116H38L36 118V116L33 115L34 116V119H33V116L29 118V116H31V115H28L27 116L25 114V116H22L23 117L22 120L20 118V119H17L15 122H13L14 120H13L12 117H14V115L16 116L18 111L20 112L19 108L16 109L17 108ZM239 106L240 107L242 106V108H239ZM253 106H255V107H253ZM14 108L16 109V111L17 110L18 111L15 112ZM253 108H255V109H253ZM254 110H256V112ZM258 110H260V111H258ZM22 111L23 110L21 108V112ZM42 111H44V112H42ZM62 111H60V114L62 113ZM221 111L223 112L222 117H220L221 116ZM234 111H236V113ZM45 112H47V113H45ZM232 113H233V115H231ZM244 113H246V114L244 115ZM256 113H259V114L257 115ZM159 114L156 115V118L158 120L156 118L154 119L156 121H154L152 123V127H156L157 124H158V122H160L163 119V118H160L159 119V117L164 116L163 113H159ZM23 115H24V113H23ZM56 115L58 116V114H56ZM229 115L230 116H234L235 115V116L234 117H231L232 118L231 119V118H229ZM10 116H12V117H10ZM42 116H43V119H41ZM24 117H26V118H24ZM236 117H238L239 119L236 118ZM10 118H12V119H10ZM35 118L37 120H35ZM38 118H39V120H38ZM44 118H45V123L43 122L44 121ZM223 118H225V119H223ZM246 118H247L248 121L246 120L245 122H241V121H244V119H246ZM234 119H236V121L238 123ZM40 120L42 122V125L43 126L45 125V127H42V125H40L41 124ZM55 120L56 121H59V120H57V118ZM250 120L252 121V123L256 122V124H258L262 128H259V126H257L258 128L255 127V129H253V128L250 129L251 131L248 132V135L247 136L240 137V138L238 136H236V139H232V142L233 143H234V141H236L237 143H240V144H243L244 143V145L249 146V148L250 149L252 148L251 150L254 151L253 158H250V160H245V159H242L241 160V154L238 153V151H239L240 148H238V147L237 148H234L235 145H230L229 146L227 144L228 143V140L226 139V137H223V138H220V137H222V135L224 134V133H222L223 129L226 130V131H228V130L230 131V129H232L234 131L236 128H239V127L243 126L245 123H247V122L249 123ZM216 121H217V124L214 123ZM19 122H21V123H19ZM12 123L13 124L16 123V124H14V126L16 125L14 128H12L13 127L12 126ZM29 123H31V122H29ZM5 124H7V125H5ZM21 124H23V125H21ZM234 124L235 125L238 124V125L235 126ZM10 125L12 127H10ZM39 125H40V128H39ZM207 125L210 126L211 128L208 127ZM250 126H251V124H250ZM250 126L248 125L246 128H248ZM1 127H4V128H1ZM17 127H18L19 131L16 130ZM9 128L10 129L12 128L13 131L15 130L16 132H12V130H9ZM23 128H25V129H23ZM225 128H228V129H225ZM3 130H5V132H7V134ZM146 131L147 130H142V131L139 130V132L137 134H135V136L138 135V137H139L141 134H145ZM153 131L151 130L150 133L147 131L148 132L147 135L152 134ZM204 131L207 132V133H205ZM11 133H14V134H11ZM204 133H205V135H204ZM3 135H6V136H3ZM185 136H187V137H185ZM45 137H47V138H45ZM135 140H138L137 136H136L135 139H133V141H135ZM116 141L117 140H115L114 142H116ZM58 144L59 143L54 144L56 146L55 148H57V146L59 147L61 143L59 145ZM173 144H174V146H173ZM179 144H180V146H179ZM207 144L208 145L209 144L210 145L211 144H216L217 147L211 149L210 145L208 146ZM225 144H226V146H225ZM120 145L121 144H119V145L117 144V147L120 146ZM205 145H207V146L204 148ZM220 145H221V147H220ZM110 146H109L108 152L115 149V145H112L111 147ZM175 146H177V147H175ZM222 146H223V150L226 149V151H222L223 152L222 155L221 156H218V155H220V153L219 154H216V152L214 150L215 149H221ZM224 146H225V148H224ZM163 147L165 149H162V151H161V148H163ZM258 148H259L260 151L258 150ZM126 150L128 152H126ZM73 151L74 152L75 151L77 152L76 148H71L70 149V155H69L70 158H73V156H74V152ZM157 151H159L158 154H157ZM256 151H259V152H256ZM256 153H257V155L255 157L254 155ZM87 154L89 156H87ZM123 154H125V155H123ZM134 155L135 154H133V156ZM94 156L96 157L97 160L95 159ZM87 157H88V159H87ZM149 157H151L153 159H150ZM73 159H75V158H73ZM92 160H93V162H92ZM105 160H106V162L108 164L105 162ZM103 161H104V163H103ZM129 161H131V163ZM241 161H242L243 164L241 163ZM99 162H101V163H99ZM230 162L232 164H229ZM93 163H96V165L93 164ZM83 164H85V165H83ZM120 165L122 166V168L119 167ZM13 166H16V165H13ZM13 166H11V169L14 168L16 170L18 165L16 167H13ZM51 166H53V168ZM97 166H98V168H97ZM5 167H10V165L9 166L5 165ZM260 167H261V169H260ZM39 168H41L42 170L39 169ZM56 169L58 171H56ZM62 169H63V171H62ZM70 169H71V172H70ZM73 170L75 171V173H74ZM77 170L81 172L80 173L81 174L80 175L81 178H78L76 180H73L77 174L79 175V172L77 173ZM92 170H94V171H92ZM116 170H117V172H116ZM90 171H92V172L89 173ZM108 171H111L110 174H109ZM61 172H64V173H61ZM236 174L239 175L240 178H246L245 179L246 181L244 180L245 182H240L239 184H237L239 186H237L235 183L233 184L232 187H229L228 185H225V184H230V180ZM65 175H67V177H69L70 179L69 178L67 179V177H65ZM70 175H71V177H70ZM73 175H75V176H73ZM142 176H146L148 179H150V178L153 177L154 179H152V182H156V178L160 179V178H163V177H167L170 182L169 183H166V184H162L161 185L162 187H160V185H158V187H160V188L157 187V189L159 191H161V192H165L167 195H169V197H176V199L178 197V200L177 201H174V202H176L177 207H179L180 210L175 209V211L174 210L170 211L169 208H162L163 210L161 208H159V209L156 208V203H157V201L159 199V195L158 196L156 195V197H155V195H151V197L149 199L150 201H142V202L136 203V206H137V204L139 205V206H137V209L135 207V204L132 205L131 208L128 209L129 212H128V210L127 211H123L122 209H121V211H123V212H121L119 210L120 208H118V206H116V207L114 205L111 206L110 207L111 209H109V215L105 217L110 222L111 226L108 224L109 222H106L107 224L105 226H107V227H101L102 229L104 228V230H102V231H105V232L98 231L100 229L99 228H96L94 224H90V223L89 224L88 223L87 224H82V223L80 224L79 223L80 222V218H81V213L79 212L77 214V213L74 212V210H76V212H77L78 211L77 207H78V208L82 209L85 212V210L88 211L89 208H91V206L93 205L90 202H86V200H87L86 196L87 195H85V194H86L87 190L86 191H83V192L82 191L81 192L78 191L79 190L78 187L79 186L81 187L83 185V183H85L84 185H87V186H89L91 184L90 186L94 185L93 186L94 188L97 187L98 191H96V190H94V188H92V190H89L90 191L89 193L94 194L96 192L97 193L100 192V195L97 194L96 197L97 196H99V197H106V194L107 193L104 192V191L105 190H108L109 185H112V184L119 185L121 187V189L118 192L119 193L121 192L120 194H122L123 191L128 187V186H126V185H128V182H130V183H132V181L133 182H140L141 181L140 178ZM256 176H257V178H256ZM9 177L10 178L12 177L11 178L12 180ZM14 177H16V178H14ZM76 177H79V176H76ZM104 177H105V179H104ZM187 177H190L191 180L188 181L186 179ZM13 178H14V182H16V180H17L16 183H14V182L10 183L11 181H13ZM107 178H109V179H107ZM261 178L263 179V181H262ZM61 180H63V182ZM171 180H172V182H171ZM175 180L178 181V182H176ZM92 181H94V182H92ZM37 182H38V185H37ZM57 182H58V184H57ZM9 183H10V185L11 184L12 185H15V187H13V186L10 187L9 186ZM176 185H178L180 187L177 188ZM181 185H183V186H181ZM7 186L9 188H7ZM44 186H46L48 188H46ZM34 187H35V189H34ZM36 187H37V189H36ZM224 187L225 188L227 187V188L224 189ZM13 188H16L17 190L16 189H13ZM24 188H26V189H24ZM27 188H28V190H27ZM9 189H10V191H9ZM75 189H76V193L73 192ZM219 189H220V191L221 190L226 191L225 194H224V192L223 193L220 192L221 194L216 193L217 190H219ZM18 190H19V193L20 194L18 193ZM247 191H248V193L251 194V196H250L251 198L248 197L250 194L246 197V195L248 194ZM63 192H64V194H63ZM211 192L214 193V194H211ZM231 192H232V194H231ZM8 193H10L12 195H8ZM134 193H135V190H134ZM134 193H133V195H138L139 194V193L138 194H134ZM142 193H145V192L143 191ZM226 193H227V196H226ZM68 194H69V196H68ZM71 194H72V196H71ZM222 194H223V197L224 198L230 196V197H228V198L225 199V201L227 200L226 202H223L222 199H224V198H222V197L220 198V196L219 197L217 196V195H222ZM211 195H213V196L211 197ZM9 196H11V198L8 199ZM145 196H147V195H145ZM18 197H20V198L18 199ZM207 198H209L208 201H207ZM46 199H47V201H46ZM113 199H115V198H113ZM251 199H252V201H251ZM61 200L62 201L64 200L65 202L63 203ZM194 200H196L195 201L196 203H194ZM257 200H259L260 202H258ZM58 201L61 202L60 204H62V205H59ZM80 201H83V202H80ZM35 202L37 203V206L35 205L36 204ZM86 203L90 204L91 206L88 205V204H86ZM146 203H148V204H146ZM149 203H150V205L152 203V205L150 206V208H149V206H147V205H149ZM258 204H260V205H258ZM56 205L59 206V207H56V209H53V208H55ZM69 205H71L72 207L70 206L71 207L70 208ZM73 205H74V207H73ZM39 207L42 208V209H40ZM112 207H114V208H112ZM145 207H146V209H145ZM52 209H53V211H52ZM138 209H139L140 212L138 211ZM30 210H32V211H30ZM41 210H43L42 213H41ZM236 210H238V211H236ZM169 211L171 212L170 214L168 213ZM176 211H179V212L177 213ZM256 211H259V210H256ZM66 212L68 213V215H67ZM71 212H72V215L70 214ZM27 213H28V215H27ZM45 213H46V215H45ZM65 216L66 217L69 216V217L66 218ZM70 216H75V217H72L71 218ZM102 216L104 217V215H102ZM131 216H132L133 219L130 218ZM77 217L79 218V220H78ZM227 217L229 219H227ZM134 218L136 219V221H135ZM140 218H142V219H140ZM212 218L214 220H216V217H212ZM74 219L77 220V221H75ZM176 219H177V221H176ZM130 220H133V221H130ZM158 220L160 222L162 220V222L159 223ZM73 221L76 222V223L73 224L72 223ZM153 221H156V223L158 221V223H157L158 226H156V223L155 222L153 224ZM23 222H25V223H23ZM27 222H28V225L26 224ZM138 222H139V224H138ZM174 222H176L177 224L176 223L174 224ZM180 222H182V224ZM166 223H167V226H164V227H167V230L162 226L164 224L166 225ZM76 224H78V225H76ZM116 224H119V226H117V228L114 227ZM254 224H255V228H254V231L255 232H259V231H263L264 232V215H263V213L260 216H258V219H256L254 221ZM8 225H9V227H8ZM133 225H134V228L132 227ZM63 226H65V229H64ZM66 226H67V228H66ZM154 226H155V228H153ZM156 227H158V229H156ZM163 228L166 231L164 230L162 232ZM179 228H180V230H179ZM226 228L228 229L229 226L227 225ZM62 230H64V232ZM90 230H92L93 232H91ZM106 230L107 231L110 230V231L107 232ZM174 230L176 231V233H178L177 231H179V233L176 234ZM228 230H230V228ZM135 231H136V233H134ZM70 232H71V234H70ZM85 232H87L86 233L87 235H88V232H89V235L88 236L87 235L86 236H82L81 234H84L85 235ZM110 232L111 233L112 232H116L115 234L112 235V236H114V238L113 239H110V240L103 241V238L105 236H110L111 235ZM244 232H248V231L241 230V231H238L237 232L238 234H237V233H235V231L232 230L230 232L231 234L230 233L229 234L233 238V237L239 236V234L244 233ZM66 233H67V235L69 237L66 235ZM166 233H168V234H166ZM174 233H175V235H174ZM190 233H192V234H190ZM211 233L215 234V235H213V238L217 239L219 237L218 230H214L213 229V231H211ZM74 234H75V237H74ZM122 235H123V237H121ZM70 236H73V237H70ZM78 236H79V239H78ZM180 236H182V237H180ZM186 236H187V238L191 236V238H188L189 239V242L186 244V246L182 247L181 242H184L183 239H185L184 237H186ZM10 237H12V238H10ZM177 237H179V238L176 239ZM195 238H197V237H195ZM11 239L13 241L10 242ZM155 240H156V242H155ZM175 240H177V242ZM14 241L16 242V244H15ZM45 241H49V242L47 243ZM179 241H181V242H179ZM173 242H174V244H172ZM185 242H187V241H185ZM51 243H53V245H51ZM41 244H44V245H41ZM228 244L230 245L231 248L229 246H227ZM4 245H5V247H4ZM187 245H189V247ZM225 245L227 247H229V248H227ZM120 246H121V248H119ZM224 246L227 249H225ZM217 247H218L219 250L217 249ZM181 248H184L185 251L187 250L190 253H188L187 251L185 252V251L181 250ZM175 249L176 250L177 249H180V251H182V253L181 252L180 253H175V256H174L173 255L174 254L173 252H175ZM195 249H196V251L198 250L199 252L198 251L196 252ZM214 249H215V251H214ZM178 252H179V250H178ZM183 253H184V255L182 256ZM187 253H188V256H187ZM249 253H251V256H250ZM7 254L9 255V257H6ZM40 254L43 255V256L40 257ZM176 254H178V255L181 254L180 255V258H177L178 255L176 256ZM232 254H234V256H236V257H234L235 260H233V258H232L233 255ZM216 255H218V256H216ZM62 256H64V257H62ZM229 256L231 257L232 260L231 259L228 260V258H230ZM187 258H189V260ZM241 258H242V261H240ZM243 258L246 260V262H245V260ZM185 259H186V261H185ZM204 259H205V261H204ZM164 260H166V261H164ZM166 262H168V263H166ZM239 262H241V263H239ZM260 264H263V263H260Z\"/></svg>",
  "mask_w": 264,
  "mask_h": 264
}]
</instances>
